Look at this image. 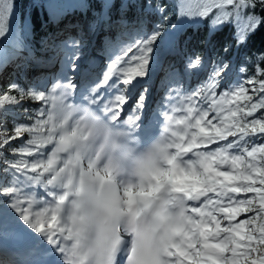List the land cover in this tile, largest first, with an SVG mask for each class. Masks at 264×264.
I'll return each instance as SVG.
<instances>
[{
	"label": "snow or ice",
	"instance_id": "obj_1",
	"mask_svg": "<svg viewBox=\"0 0 264 264\" xmlns=\"http://www.w3.org/2000/svg\"><path fill=\"white\" fill-rule=\"evenodd\" d=\"M117 2L81 0L98 6L89 32L126 22L113 10L133 5ZM50 7L58 23L60 5ZM179 8L190 22L210 18L206 44L225 25L234 44L207 62L187 58L195 86L169 65L151 129L149 77L179 40L178 25L163 23L166 5L152 0L141 11L161 23L113 48L99 71L81 69L82 37L57 42L52 33L41 48L70 54L51 86L10 80L0 89V231L15 230L28 247L15 264H264V48L234 59L264 27V0H179ZM14 12L15 0H0V70L22 56L28 67L48 66ZM196 70H206L203 80Z\"/></svg>",
	"mask_w": 264,
	"mask_h": 264
},
{
	"label": "trees",
	"instance_id": "obj_2",
	"mask_svg": "<svg viewBox=\"0 0 264 264\" xmlns=\"http://www.w3.org/2000/svg\"><path fill=\"white\" fill-rule=\"evenodd\" d=\"M51 2L52 0H15V12L13 16L15 28L17 31L23 30L25 41L29 45V48L33 45L35 47L40 46V42L48 37L49 31L52 30L53 25L50 17L52 16L53 9L50 7ZM55 2L60 5L56 10L55 17H59L60 19L71 11L73 5L77 8V15L80 14V11H83L81 16L87 26L99 14L96 10L98 7L96 4H93V9L86 10L85 7L81 6V0H55ZM130 2L133 6L128 8L127 11H120L117 13L115 9L113 10L114 20L117 15L126 17V22L130 29L128 31L129 36L137 30H145L143 19L146 18L148 13L153 17L154 25L161 23V18L158 13H152L150 10L141 11V5L144 3V0H130ZM152 3L153 5L157 3L166 5L167 11L165 16L167 19H165L163 23L167 29L178 24L180 21V17L178 16L180 11L179 0H152ZM117 8H119V0L117 2ZM94 11H96V14H94ZM209 20L210 18L204 20L202 23L194 22L186 29L179 43V51L183 57L187 58L193 54L200 55L207 53L209 60L215 59L218 55L222 54L221 49L225 43L234 44L232 39L234 28L231 25H225L221 30L217 31L215 35L212 36L211 44H206L204 38L209 32ZM120 23L112 24L115 30V37H118L120 34V29L118 27ZM81 36H84V33H82ZM262 48H264V27L260 28L255 35L251 36L247 48L242 47L239 57L234 56V59L238 62L239 58L242 57L245 52H251ZM235 52L236 49L233 47L232 53H229V55H233ZM19 75L20 72L17 71L16 76L19 77ZM20 85L23 87V84ZM8 127H12L11 118H9Z\"/></svg>",
	"mask_w": 264,
	"mask_h": 264
},
{
	"label": "bare ground",
	"instance_id": "obj_3",
	"mask_svg": "<svg viewBox=\"0 0 264 264\" xmlns=\"http://www.w3.org/2000/svg\"><path fill=\"white\" fill-rule=\"evenodd\" d=\"M160 60L158 62H156L153 66H157L159 64ZM81 69L83 68H87L86 71L89 72L93 67H95L96 69L99 68V62H98V58L94 57V52H90L88 57L85 58V60L83 61V63L80 65ZM153 73V71H152ZM151 73L150 77H149V81H153L154 80V76ZM148 81V82H149ZM151 88V93L152 94L153 90L155 91L156 88V82L153 83V85L150 87ZM155 101H157L156 97L154 98Z\"/></svg>",
	"mask_w": 264,
	"mask_h": 264
},
{
	"label": "rangeland",
	"instance_id": "obj_4",
	"mask_svg": "<svg viewBox=\"0 0 264 264\" xmlns=\"http://www.w3.org/2000/svg\"><path fill=\"white\" fill-rule=\"evenodd\" d=\"M193 3L195 4V0H193ZM183 19V18H182ZM181 19V20H182ZM145 23H146V25H148V27L150 26V25H152L153 24V17L152 16H148L147 17V20L145 21ZM90 37H91V35L88 37H86V39L87 40H89L90 39ZM100 37H101V35H100ZM66 52V51H65ZM86 56H84V57H81V60H83L84 58H85ZM202 58H204V57H202ZM7 70H8V68H6V70L5 71H3V73H2V76L7 72ZM196 71H199V70H196ZM178 73H179V75H180V77L182 78V80H183V75H182V73H181V70L179 69L178 71H177ZM196 77V74H193V75H191V76H188V79H186V78H184V80H183V83H185V84H190V83H192V86H195V84L193 83V80H194V78ZM39 82V80H37L36 79V83H38ZM39 83H41V84H44V81H40ZM194 84V85H193ZM32 105H36L35 104V102H32ZM40 105H39V103L37 104V107H39Z\"/></svg>",
	"mask_w": 264,
	"mask_h": 264
}]
</instances>
